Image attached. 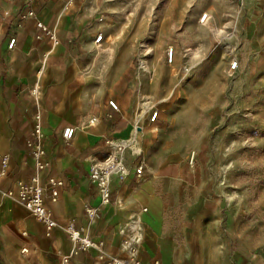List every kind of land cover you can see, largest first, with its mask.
Segmentation results:
<instances>
[{
    "label": "crops",
    "instance_id": "0c3cea01",
    "mask_svg": "<svg viewBox=\"0 0 264 264\" xmlns=\"http://www.w3.org/2000/svg\"><path fill=\"white\" fill-rule=\"evenodd\" d=\"M66 1L41 0L32 5L35 19L17 22L23 0H0V159L5 154L10 158L8 174L0 178V264H99L94 250L72 254L63 230L71 221L103 242L106 258L121 256L123 234H140L134 264H264L257 256H236L229 262L228 242L219 229L221 199L207 163L193 160L195 152L204 150V138L197 139L190 124L175 128L194 117L171 99L175 83L168 66L154 60L148 75L138 70L132 61V35L116 27L122 9L131 6L118 0H74L65 11ZM250 2L264 9L260 1ZM160 5V22L167 24L196 21L199 15L192 0ZM211 7L202 13L213 14ZM231 17L237 27L242 17ZM97 33H112L122 42L114 50L97 51ZM9 37L16 39L11 51ZM35 85L38 98L31 94ZM109 100L117 110L109 108ZM153 111L157 117L150 122ZM36 113L39 121L34 120ZM84 116L97 117V125L77 130L64 143L63 129L76 126ZM135 125L141 126L140 132L134 131ZM37 126L43 134L41 158L48 164L40 172L25 149ZM107 139L128 143L122 157L131 174L113 185L110 205L89 221L83 206L99 207V199L88 172L101 161ZM139 158L145 176L135 179L132 168ZM34 173L44 184L49 177L63 182L55 201L46 194V206L59 224L50 235L16 198L17 182Z\"/></svg>",
    "mask_w": 264,
    "mask_h": 264
},
{
    "label": "rangeland",
    "instance_id": "374dc122",
    "mask_svg": "<svg viewBox=\"0 0 264 264\" xmlns=\"http://www.w3.org/2000/svg\"><path fill=\"white\" fill-rule=\"evenodd\" d=\"M118 1L131 6L122 9L116 27L132 35L133 65L141 70L138 56L150 50L147 75L154 60L168 66L175 83L171 99L194 117L175 128L190 124L196 138H204V150L195 152L193 160L207 163L221 199L219 229L228 242L229 262L236 256L264 261V9H256L250 0H192L198 6L197 20L171 25L159 18L160 4L170 0ZM210 6L213 19L200 25L199 17ZM235 14L243 18L237 27L231 22ZM108 41L113 50L122 42L112 33ZM171 47L174 60L167 64ZM234 60L238 67L229 72Z\"/></svg>",
    "mask_w": 264,
    "mask_h": 264
},
{
    "label": "built area",
    "instance_id": "2783aa9c",
    "mask_svg": "<svg viewBox=\"0 0 264 264\" xmlns=\"http://www.w3.org/2000/svg\"><path fill=\"white\" fill-rule=\"evenodd\" d=\"M41 0H23L24 9L17 14V22L25 19H35V9L33 4ZM74 5V0H67L63 6L65 11L70 10ZM5 18L8 17V13H5ZM213 19L211 12L202 13L199 17L198 23L200 25H206ZM38 28L47 32L41 22L36 20ZM1 31V26H0ZM94 47L97 51L110 50L111 42L108 41V36L97 33L93 39ZM16 45L15 37L8 38L7 49L13 50ZM150 50H143L141 57L138 56L137 65L142 71H146L145 64L147 63ZM174 60V48H169L166 51V62L172 64ZM238 62L232 61L229 65V72H233L237 69ZM190 68H184V72H188ZM31 94L34 98H38L40 95L39 87L33 86ZM108 106L112 110H117V104L109 100ZM157 117V111H153L150 114V122H154ZM34 120L39 121L40 115L36 113ZM98 123V118L95 116H84L76 126H69L64 128L61 137L64 143L68 144L75 136L77 130H85L95 127ZM141 126L135 125L134 131L140 132ZM43 137L41 129L37 126L32 133L31 138L25 142L26 154L33 160L34 168L37 172L43 171L47 168L48 164L42 160V150L40 146L41 138ZM105 151L102 154L101 161L93 164L88 172V179L90 184L95 188L98 199L99 207H91L88 204L83 206L84 216L87 220H94L100 209L109 206L112 197V187L114 184L123 182L130 174L131 169L125 164L122 154L128 147V143L125 140H113L107 139L104 142ZM140 156V155H139ZM10 158L5 154L0 159V178L7 176L9 171ZM132 174L135 179H142L145 176V165L141 158L137 159L133 168ZM63 186V182L54 177L46 179L44 184L39 176L34 173L27 180L17 182L16 184V198L18 202L30 213L32 216L43 225L45 234L50 235L53 230L59 228V224L52 218L47 206H46V194L49 192V197L52 201H55L59 195V190ZM69 241L72 244V254L77 252H88L90 250L96 251L98 254L97 261L99 264H134V259L137 254L138 245L140 243V234L130 235L123 234L122 241V254L112 258H106L103 253V242L94 241L90 238L82 228L78 227L74 222H68L64 227ZM22 254L26 253V250L21 251ZM67 261V260H65ZM103 261V262H102ZM102 262V263H101Z\"/></svg>",
    "mask_w": 264,
    "mask_h": 264
},
{
    "label": "bare ground",
    "instance_id": "6f19581e",
    "mask_svg": "<svg viewBox=\"0 0 264 264\" xmlns=\"http://www.w3.org/2000/svg\"><path fill=\"white\" fill-rule=\"evenodd\" d=\"M145 68H146V66H145Z\"/></svg>",
    "mask_w": 264,
    "mask_h": 264
}]
</instances>
